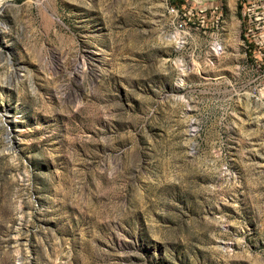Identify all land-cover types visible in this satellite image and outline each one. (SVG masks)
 Segmentation results:
<instances>
[{
  "label": "rangeland",
  "instance_id": "374dc122",
  "mask_svg": "<svg viewBox=\"0 0 264 264\" xmlns=\"http://www.w3.org/2000/svg\"><path fill=\"white\" fill-rule=\"evenodd\" d=\"M7 3L0 264H264V0Z\"/></svg>",
  "mask_w": 264,
  "mask_h": 264
},
{
  "label": "bare ground",
  "instance_id": "6f19581e",
  "mask_svg": "<svg viewBox=\"0 0 264 264\" xmlns=\"http://www.w3.org/2000/svg\"><path fill=\"white\" fill-rule=\"evenodd\" d=\"M8 2V0H0V7L4 6L6 3ZM8 4V3H7ZM174 40L176 42H178L180 44V42H182V40H177L176 36L171 38V41Z\"/></svg>",
  "mask_w": 264,
  "mask_h": 264
},
{
  "label": "built area",
  "instance_id": "2783aa9c",
  "mask_svg": "<svg viewBox=\"0 0 264 264\" xmlns=\"http://www.w3.org/2000/svg\"><path fill=\"white\" fill-rule=\"evenodd\" d=\"M170 8H172V7H170Z\"/></svg>",
  "mask_w": 264,
  "mask_h": 264
}]
</instances>
